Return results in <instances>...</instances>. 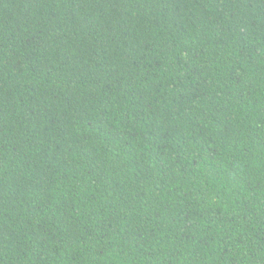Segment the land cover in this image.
Here are the masks:
<instances>
[{"label":"trees","instance_id":"1","mask_svg":"<svg viewBox=\"0 0 264 264\" xmlns=\"http://www.w3.org/2000/svg\"><path fill=\"white\" fill-rule=\"evenodd\" d=\"M0 264H264V0H0Z\"/></svg>","mask_w":264,"mask_h":264}]
</instances>
